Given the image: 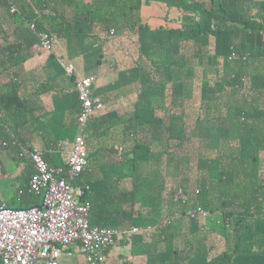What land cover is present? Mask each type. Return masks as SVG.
Instances as JSON below:
<instances>
[{
    "label": "trees",
    "instance_id": "trees-1",
    "mask_svg": "<svg viewBox=\"0 0 264 264\" xmlns=\"http://www.w3.org/2000/svg\"><path fill=\"white\" fill-rule=\"evenodd\" d=\"M0 2L20 24L64 40L73 56L102 45L95 67L110 56L114 90L123 93L111 110L132 107L106 114L103 102L83 129L93 151L76 185H89L81 200L90 204L91 226L154 228L122 243L146 264H264L262 21L230 17L224 0ZM13 46L0 47L7 81L0 86V124L11 131L0 142L19 149L26 106L12 70L22 62L12 59ZM231 52L236 57L229 60ZM75 97L77 118L76 91ZM115 130L121 142H108ZM98 169L104 174L96 177ZM177 189L187 192V203L172 201ZM27 190L25 201L38 205ZM194 203L207 210L206 220L186 217Z\"/></svg>",
    "mask_w": 264,
    "mask_h": 264
},
{
    "label": "built area",
    "instance_id": "built-area-1",
    "mask_svg": "<svg viewBox=\"0 0 264 264\" xmlns=\"http://www.w3.org/2000/svg\"><path fill=\"white\" fill-rule=\"evenodd\" d=\"M16 12L14 7L10 13ZM28 29L37 39L41 53L52 52L55 34L37 32L34 23ZM236 57L231 52L228 59ZM64 72L73 75V65L61 64ZM95 76L88 75L74 82L80 104L76 124L80 129L72 142L60 141L59 148L70 145L66 168L50 166L38 150L25 151L33 172L28 181L27 192L39 198L42 206L28 209L10 208L0 202V264H105V252L118 239L129 238L152 227H98L89 224L90 204L81 200L89 186H78L79 175L88 166L86 139L83 129L89 118L103 108L99 97L92 95ZM0 142V150H1ZM195 190L194 194L198 195ZM175 203L188 202V194L182 189L173 192ZM186 217L195 222L206 220L209 213L200 204L194 203L185 211ZM179 216L178 213L174 218ZM73 244H78L83 260L80 263H64L60 258Z\"/></svg>",
    "mask_w": 264,
    "mask_h": 264
},
{
    "label": "crops",
    "instance_id": "crops-1",
    "mask_svg": "<svg viewBox=\"0 0 264 264\" xmlns=\"http://www.w3.org/2000/svg\"><path fill=\"white\" fill-rule=\"evenodd\" d=\"M264 2V0H262ZM11 14L7 13V9L0 2V47L6 44H13L18 53L12 55V59H21V63L17 67H13L15 80L19 84L18 95L25 103L26 116L21 119V126L17 130L18 142H24V145L19 149L13 146H1L0 154L8 161L17 162L16 176L23 177V186H19L16 191L18 208L32 206L30 202L25 201L22 190L28 188L26 184V176L32 169V164L26 154L19 156L20 153L31 150H38L42 157L50 166L67 165L69 158L70 145L65 148H59L57 143L60 141L72 142L79 135L80 129L76 124V97L74 82L75 79L83 78L88 75L95 76L92 95L99 97L101 100L104 97V108L106 114L111 112L129 111L131 106L123 107L122 109H112L118 104L117 97L123 95L115 91L116 75L109 71L108 62L111 57H106L102 65L95 67L97 53L104 50L103 46L93 44V51L80 56H73L67 51V44L61 38L54 41L52 52L49 54L41 53L37 46V40L29 32L27 24H20L15 18H11ZM70 63L73 65V75L68 76L61 64ZM6 78L0 76V86L5 84ZM42 84H47L48 90L40 92L39 88ZM126 93H124L125 95ZM108 99V100H107ZM105 114V115H106ZM104 115V116H105ZM24 121V123H23ZM107 123L109 121L105 120ZM11 134V131L0 124V135ZM118 133L113 131V136L108 142H121L120 139L114 137ZM29 151V150H28ZM93 148L87 149V155L91 154ZM112 160H117L115 156ZM95 161H98L96 159ZM101 170H95L94 176L99 177ZM106 173H114L105 170ZM116 173V171H115ZM122 174V173H121ZM107 175V174H106ZM109 176V175H107ZM89 186V185H88ZM1 202V201H0ZM4 203V202H2ZM6 204V203H4ZM7 205V204H6ZM131 227V226H118ZM154 228L147 232H153ZM143 233V232H141ZM138 233V234H141ZM136 234V235H138ZM134 236V235H133ZM130 238V237H129ZM129 238H120L116 243L105 252V264H146L147 257H142L137 249L131 251L123 249L122 246L125 240ZM83 254L80 251L78 244H73L60 258L64 263H76L72 261L77 255ZM81 261L77 262L80 263ZM146 262V263H145Z\"/></svg>",
    "mask_w": 264,
    "mask_h": 264
},
{
    "label": "rangeland",
    "instance_id": "rangeland-1",
    "mask_svg": "<svg viewBox=\"0 0 264 264\" xmlns=\"http://www.w3.org/2000/svg\"><path fill=\"white\" fill-rule=\"evenodd\" d=\"M264 2L262 0H224L223 5L230 17H238L240 14L245 16L253 15L264 24ZM15 161H8L0 154V201L4 202L10 208H18L16 191L19 186H23V177L19 175L16 179ZM5 204V205H6ZM82 255L72 259L76 263L81 261Z\"/></svg>",
    "mask_w": 264,
    "mask_h": 264
},
{
    "label": "water",
    "instance_id": "water-1",
    "mask_svg": "<svg viewBox=\"0 0 264 264\" xmlns=\"http://www.w3.org/2000/svg\"><path fill=\"white\" fill-rule=\"evenodd\" d=\"M42 206L41 204V201L38 205H34V206H29V207H23V208H17V209H28V208H31V207H37V208H40Z\"/></svg>",
    "mask_w": 264,
    "mask_h": 264
}]
</instances>
